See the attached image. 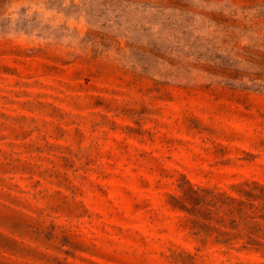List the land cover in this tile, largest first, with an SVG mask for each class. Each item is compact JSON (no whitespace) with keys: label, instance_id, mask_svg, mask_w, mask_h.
Masks as SVG:
<instances>
[{"label":"rangeland","instance_id":"rangeland-1","mask_svg":"<svg viewBox=\"0 0 264 264\" xmlns=\"http://www.w3.org/2000/svg\"><path fill=\"white\" fill-rule=\"evenodd\" d=\"M0 264H264V0H0Z\"/></svg>","mask_w":264,"mask_h":264}]
</instances>
